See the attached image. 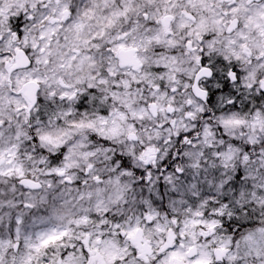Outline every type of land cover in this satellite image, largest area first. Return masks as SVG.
I'll return each instance as SVG.
<instances>
[{"label":"snow or ice","instance_id":"obj_1","mask_svg":"<svg viewBox=\"0 0 264 264\" xmlns=\"http://www.w3.org/2000/svg\"><path fill=\"white\" fill-rule=\"evenodd\" d=\"M0 264H264V0H0Z\"/></svg>","mask_w":264,"mask_h":264}]
</instances>
